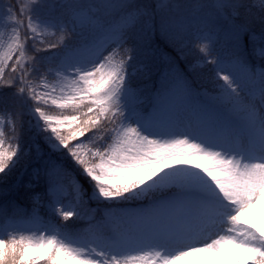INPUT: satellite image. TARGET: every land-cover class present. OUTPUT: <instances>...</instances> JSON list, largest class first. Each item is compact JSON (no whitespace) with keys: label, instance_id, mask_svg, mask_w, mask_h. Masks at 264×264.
Segmentation results:
<instances>
[{"label":"snow or ice","instance_id":"6c2138e0","mask_svg":"<svg viewBox=\"0 0 264 264\" xmlns=\"http://www.w3.org/2000/svg\"><path fill=\"white\" fill-rule=\"evenodd\" d=\"M43 7L6 9L0 91L26 110L0 118V187L30 157L48 218L0 206V264H264V0ZM207 65L212 91L192 78Z\"/></svg>","mask_w":264,"mask_h":264},{"label":"rangeland","instance_id":"374dc122","mask_svg":"<svg viewBox=\"0 0 264 264\" xmlns=\"http://www.w3.org/2000/svg\"><path fill=\"white\" fill-rule=\"evenodd\" d=\"M13 1H15L16 5H17L16 8L14 9L16 11L19 10V6L21 4L28 5L29 7H31L33 5V3L35 2V0H13ZM39 2L47 6V9H46L47 11L57 10L60 12V9L57 6L62 2V0H39ZM137 2L138 3H152L153 0H137ZM12 5H13V3H12ZM12 5L8 0H0V44H3L5 47L7 46V43L10 42L9 37L11 35V22H9L7 20L6 9H7V6H12ZM38 11H40V8L36 12H38ZM36 12L33 13L34 21L43 24L42 20L40 19L41 17H38L40 14L39 13L35 14ZM27 19H28L27 16H25L23 18V24L25 26L27 24ZM42 19H44V17ZM25 34H26V29L24 27H22L19 30V32L17 33V35L21 41H24ZM38 39H52V36H51V33L48 32L42 36H38ZM26 43L29 46V48H31V43H32L31 40L26 41ZM158 43L161 44V47H163V43H165V42L163 40H160V41H158ZM40 55L45 56V55H47V53H40ZM164 57H165V55L163 56V61H164ZM194 59H195L194 57H189V62L190 63L194 62ZM154 64H156V63H152L153 69L158 68L157 65H154ZM206 71H207V66H205L203 68H199V67L195 68V70H194L195 75H194L193 79H198L199 82L209 84V86H208L209 88L206 86H205V88H207L209 91H212L213 88H212V85L208 79V78H210V76L207 73H204ZM144 81H147V80H138L137 84L139 86L143 87V86H148V85L153 83L150 81H147V83H146ZM52 110L55 111L54 108ZM0 118H3V117L0 116ZM6 119H7V117H6ZM0 191H3L4 196L7 195V189L6 188L0 187ZM3 200H4V198L0 197V203Z\"/></svg>","mask_w":264,"mask_h":264},{"label":"trees","instance_id":"16d2710c","mask_svg":"<svg viewBox=\"0 0 264 264\" xmlns=\"http://www.w3.org/2000/svg\"><path fill=\"white\" fill-rule=\"evenodd\" d=\"M26 160H22L20 165L14 170V172L10 175L8 181H12L14 179V177L16 176V174L18 173V171L22 168L23 162H25ZM7 181V182H8Z\"/></svg>","mask_w":264,"mask_h":264}]
</instances>
